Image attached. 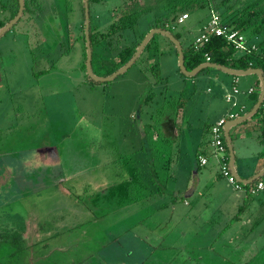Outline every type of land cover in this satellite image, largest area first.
<instances>
[{
  "label": "rangeland",
  "instance_id": "obj_1",
  "mask_svg": "<svg viewBox=\"0 0 264 264\" xmlns=\"http://www.w3.org/2000/svg\"><path fill=\"white\" fill-rule=\"evenodd\" d=\"M32 1L24 0L19 20L0 36V264H264V230L226 220V205L217 199L208 207L185 192L170 200L171 188L183 191L193 176L184 164L173 184L161 185L165 192L155 194L150 180L147 153L162 142L151 141L158 107L175 106L172 115L193 126L212 121L231 105L223 95L232 76L213 68L183 74L175 45L156 33L123 73L95 81L84 69L81 37L65 54L50 44L68 13L77 33L80 0ZM123 1L90 2L91 25L105 30ZM128 1L148 9L132 29L99 44L103 58L136 45L167 5L184 10V21L166 30L180 32L185 49L211 11L230 13L254 0H197L200 6L186 5L195 0ZM13 8L11 0H0V20ZM46 37L48 45L42 44ZM252 37L264 39V30ZM44 47H52L48 56ZM92 69L103 76L99 64ZM47 147L54 154L44 152ZM217 180L224 185L222 176ZM214 207L220 213L211 212ZM253 214L264 217V208ZM210 217L218 218L217 233L202 225Z\"/></svg>",
  "mask_w": 264,
  "mask_h": 264
},
{
  "label": "crops",
  "instance_id": "obj_2",
  "mask_svg": "<svg viewBox=\"0 0 264 264\" xmlns=\"http://www.w3.org/2000/svg\"><path fill=\"white\" fill-rule=\"evenodd\" d=\"M224 73L232 76V84L230 91H226L227 89L224 88L223 98H225L226 94L232 93V86L236 85L239 90L237 93H233L234 99L237 102V106L234 107V109H231L232 107L230 105L222 112H219L218 116L214 120L194 126L191 124L189 119H185L181 115L175 118V112L173 114L174 118L170 120L165 119L166 122L169 121L168 124L164 122L162 130V139H166L168 141L163 143L165 146L164 152L166 155H169L170 158L169 173L171 175V179L167 182L168 185L173 184L177 180L178 171H180L182 164H184V167L188 168L187 171L189 170L191 171V174H193L190 180L189 177L186 178V186L183 191L176 187L171 188V191H169L171 192L170 200L172 202L176 201L177 197H175V195L185 192V194L189 197H192L196 203L204 204L202 207H208V204H213L217 199L218 202L226 205V207L223 209L224 213H227L225 215L226 220H231L238 212L240 206L245 205L246 208L243 210V212H241L242 214L240 213L239 220H237L239 222L237 226L242 224L246 227L248 225V230L251 232L254 230H264V226H262L264 217L259 219L254 218L253 214L258 208H264V196L261 195V193L264 194V190L258 192L255 195H247L245 192L234 190L224 178V185H220L219 181L217 180V177H220L217 169V163L215 159L213 160L209 156L211 148L209 147V143L207 141L209 140L208 135L211 124L220 116L224 115L227 110L237 112L239 115L249 111L255 104L260 89L259 79L254 74H248V76L254 75L255 78L244 77L241 79L236 75L226 72ZM238 83L241 85L240 87L237 85ZM249 89H251V92H249ZM172 111L173 110H171V112ZM165 126H167L166 129ZM229 134L234 152V166L237 173L242 177H250L257 171L263 169L264 123L260 121L259 116L252 115L241 123L230 127ZM157 135V133L154 136L152 135L151 139L155 140L158 137ZM202 141H206V143L201 146ZM45 150L46 151L44 152H52V154H54V149L52 147H47ZM204 150L206 151L207 157L209 156L208 162L204 165H200L198 163L197 156L202 154V151ZM158 165L160 166L161 164ZM202 166L206 167L204 172L200 170ZM150 180L153 183H150L152 185V191L155 194H158L156 192L157 186L154 182L152 174H150ZM188 180L190 182H188ZM209 184L211 186L207 190L206 196H204L205 194H200L203 187H207ZM154 185L156 188H154ZM198 198H200V200H198ZM183 203L185 205L189 204L186 198H183ZM211 212L220 213V209L214 207L211 209ZM245 212L247 213L245 214ZM206 221L204 224H202L203 226H210V229L214 230L216 233L218 232V229L220 230L221 225L218 224L219 222L217 217L206 218ZM231 226L232 224L230 227ZM259 226H261V228H259Z\"/></svg>",
  "mask_w": 264,
  "mask_h": 264
},
{
  "label": "trees",
  "instance_id": "obj_3",
  "mask_svg": "<svg viewBox=\"0 0 264 264\" xmlns=\"http://www.w3.org/2000/svg\"><path fill=\"white\" fill-rule=\"evenodd\" d=\"M90 1L95 2L97 0H90ZM11 2L14 5V8L11 9L10 16L7 20L5 21L0 20V27L9 19H11L17 11L18 1L11 0ZM191 3L193 5H198V6L203 5L202 2H199L197 0L191 2L186 1V5L188 6L191 5ZM30 4L31 3L29 1V5ZM138 4L135 1L133 3H129L128 0L123 1L122 8L119 10V12L114 17L113 21L110 23L109 26L106 27L105 30H99L96 26L90 25L89 38L92 48L91 63L92 65L94 64V62L99 64V69L103 71L102 72L103 76L112 73L118 67L123 65L134 53L136 46L145 35L144 33H142L136 45L125 47V49L123 51H120L116 56L103 58L101 54L97 51V47L101 42H103L105 38L110 37L116 34L117 32H122L127 29H132L135 26L139 15L144 10L148 9V8H138L137 6ZM1 6L5 7V3H1ZM176 9H177L176 4L172 5L171 7L167 5L165 7V10H163V12L160 14V16L157 17V19L155 18V22L152 24V26H150V28L152 27H161L164 29H167L166 27L173 28V22L174 21L177 22L178 17L184 13L183 8H180L179 12H177ZM227 10H229V8H226L225 14H221L224 21L236 27L241 33L244 34L248 33L249 36L247 34L245 35L247 36L248 39L256 42V49L250 51L246 50L244 52H240L239 54H236L237 49L233 45L228 44L223 37L212 35L210 36L207 42L199 44L197 48H195L193 42H190V44L187 47H185V49L182 48L184 55V64L186 68L190 70L196 67L197 65H199L200 63L205 62V55L208 54L211 57V62L219 63L231 68L247 69L249 67H259L262 69L264 76V55L262 54L264 52V39L256 41L252 37L255 36L256 34H259L262 30H264V0H254L248 3L246 6L242 8H237L235 11H232L230 13H228ZM27 11H30V7H28ZM169 14L171 15L170 19L168 18ZM259 17L260 20L256 24L255 20H257ZM173 35L178 39H180L182 36L180 32H176ZM153 38L154 36L148 41L144 49L150 48V43L153 40ZM83 53L85 59V51ZM84 69H85V64H84ZM202 70L203 69H201L200 71ZM263 103L254 114L259 116V119L260 121H262V123H264ZM164 104L165 102L158 107L157 115L160 116L159 117L160 120L158 121V123L156 121H155L156 123H154L158 129V130L155 129V131L158 134L157 135L158 137L155 140L161 138L162 140V142L160 143L161 145L152 146L150 150H148L149 152L147 153L151 168L150 169L151 174L157 186V192L159 193L165 192L164 190H162L161 185L167 184V182L171 179V175L169 173L170 158L169 155L165 154L164 152L165 146L163 144L164 142H168V141L166 139H165L166 141L162 139L163 124L164 122H166L165 119L170 120L174 118L172 112L175 111L173 110L175 106L171 105L167 107V105ZM171 110L173 111L171 112ZM168 123L169 121L166 122V124ZM166 128L167 126H165V129ZM146 132L147 130H144V133ZM155 140L151 139V141H155ZM207 142L209 143V140ZM205 143L206 141H202L201 146L204 145ZM141 150L144 152V150L146 149L143 147L141 148ZM226 150L228 152L227 146H226ZM202 154L205 155L206 151L205 150L202 151ZM158 164L161 165L159 166ZM246 194L252 195L251 193H246ZM175 197H178V195H175ZM245 208H246L245 205L240 206L238 212L233 216L231 221L238 219L240 213L243 212Z\"/></svg>",
  "mask_w": 264,
  "mask_h": 264
},
{
  "label": "water",
  "instance_id": "obj_4",
  "mask_svg": "<svg viewBox=\"0 0 264 264\" xmlns=\"http://www.w3.org/2000/svg\"><path fill=\"white\" fill-rule=\"evenodd\" d=\"M17 1H18L17 11L11 19H9L7 22H5L0 27V36L3 33H5L11 26H13L19 20V18L21 17V15L24 11V0H17ZM83 2H84V11H85V46H86L85 72H86V75L88 77H90L91 79H93L95 81H109V80H112L117 75L123 73L126 69H128L136 61V59L141 54V52L145 48L148 41L156 33H159V34H162V35L168 37L173 42V44L175 45L176 50H177L178 67H179L180 71L185 75L193 76L196 73H198L201 69H204V68H215V69H219L223 72H226V73H229L232 75H236V76L248 75V74L256 75L259 79L260 89H259L258 98H257L255 104L253 105V107L249 111H247L241 115H238L237 117H235L233 119L226 120L224 125H223V133H224V138H225V142H226V146H227L228 154H229V166H230V169H231L232 174L234 175L235 179L237 181L242 182V183H250V182L254 181L255 179H257L258 177H260L261 175L264 174V168L261 169L260 171H257L255 174L251 175L250 177H242L237 173L235 166H234V152H233L232 143H231L230 134H229L230 127H232L238 123H241L245 119L254 115L264 100V76H263V72H262L261 68L249 67L247 69H235V68H231V67H228V66H225V65H222L219 63H215V62H202L199 65H197L196 67L188 70L184 64V55H183V49H182V45L180 43V40L178 38H176L173 35V33H171L170 31H168L164 28L152 27L147 31V33H145V35L143 36V38L140 40L139 44L135 48L134 53L131 55V57L123 65H121L115 71H113L112 73H110L108 75H105V76L96 75L93 72L92 63H91L92 48H91L90 39H89V5H88V0H83Z\"/></svg>",
  "mask_w": 264,
  "mask_h": 264
},
{
  "label": "built area",
  "instance_id": "obj_5",
  "mask_svg": "<svg viewBox=\"0 0 264 264\" xmlns=\"http://www.w3.org/2000/svg\"><path fill=\"white\" fill-rule=\"evenodd\" d=\"M185 18L186 15L184 13L181 14L177 19V23H182ZM212 35L223 37L228 44L233 45L237 51L240 52L256 49L255 41L248 39L244 33H241L236 27L224 21L222 15L215 11L210 12L207 24L201 30L200 35L194 39L193 44L195 48H197L199 44L207 42ZM262 54L264 55V52ZM205 62H211V57L208 54L205 55ZM238 91L237 86L234 85L232 86V93L225 95V100L231 104V107L237 106L233 93H237ZM249 92H251V89H249ZM238 115L239 113L237 112L228 111L211 124L209 128V145L211 146L209 156L215 159L219 175L222 176L234 190L257 194L264 190V174L250 183H242L235 179L229 166V154L226 150L223 125L226 120L233 119ZM208 157L207 155L199 154L197 156L198 163L200 165L206 164L208 162Z\"/></svg>",
  "mask_w": 264,
  "mask_h": 264
},
{
  "label": "flooded vegetation",
  "instance_id": "obj_6",
  "mask_svg": "<svg viewBox=\"0 0 264 264\" xmlns=\"http://www.w3.org/2000/svg\"><path fill=\"white\" fill-rule=\"evenodd\" d=\"M98 1V0H97ZM95 1V2H97ZM90 0H88V5H89V28L91 25V15H90ZM80 5H81V20L80 23L78 25L79 30L77 31V33L73 32L71 30V26L74 20H71V14L68 13V17L67 15L65 16V19L63 21V26L61 28L56 27V32H54V35L52 33L51 38H53L55 41L50 43L53 44L54 49L58 50V52L60 53H67V50L69 48L70 45H74V43L78 40V38H82L83 39V44H84V51H85V57H86V46H85V11H84V2L83 0H80ZM56 26V25H55ZM59 29L62 30V33H59ZM90 39V38H89ZM42 44L48 45L49 44V39L46 37L45 41L43 40ZM52 48V47H51ZM50 48V49H51ZM50 49L47 50V47L42 48L41 52L43 53V56H48ZM59 49H61V51H59Z\"/></svg>",
  "mask_w": 264,
  "mask_h": 264
}]
</instances>
